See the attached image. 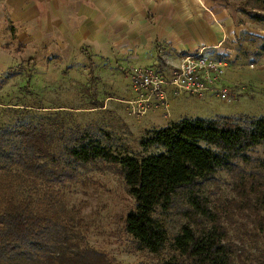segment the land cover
Returning <instances> with one entry per match:
<instances>
[{"label": "rangeland", "instance_id": "obj_1", "mask_svg": "<svg viewBox=\"0 0 264 264\" xmlns=\"http://www.w3.org/2000/svg\"><path fill=\"white\" fill-rule=\"evenodd\" d=\"M200 2L210 11V24L222 23L224 20L217 14L224 13L229 22L234 21L235 34L229 33L223 42L208 43L203 49L197 44L200 36L196 34L185 35L184 30L166 36L158 34L144 44L133 61L125 58L130 54L123 53L117 45L111 47L107 58L104 48L98 45L94 49L88 43L65 50L58 59H45L38 50L36 59L28 60L35 51L30 48L18 53L16 65L0 75V129L39 123L51 133L57 149L79 129L119 158L152 153L153 149L142 150L141 138L183 117L264 115V0ZM185 10L191 9L185 6ZM200 50L205 57L222 64L217 82L229 90V100L219 96L218 86L213 83L201 95L168 85L165 100L152 95L149 102L137 101L141 96L132 88V68H154L169 81L180 60ZM144 93L143 97H148L149 92ZM250 154L264 160V144L253 147ZM41 161L50 164L51 160L44 157ZM110 162L102 158L96 165L79 167L74 179L51 186L46 200L43 190L37 191V183L35 189L31 187L32 181L24 183L29 186L25 192L43 207H50L49 200L81 246L88 244L116 264H155L158 256L137 249L125 230V216L135 207V200ZM234 183L220 171L214 182H206L200 191L212 201L235 198ZM260 184L264 188L263 179ZM260 214L264 216V211ZM156 215L170 240L164 252L166 258L173 251L172 234L186 219L175 210ZM224 226L232 240L243 246L245 264H264V231L255 232L245 213L235 214Z\"/></svg>", "mask_w": 264, "mask_h": 264}, {"label": "trees", "instance_id": "obj_2", "mask_svg": "<svg viewBox=\"0 0 264 264\" xmlns=\"http://www.w3.org/2000/svg\"><path fill=\"white\" fill-rule=\"evenodd\" d=\"M260 143L264 115L183 117L141 138L142 150L152 153L119 158L79 129L58 149L39 123L0 129V264H116L88 244L81 246L53 204L34 203L24 186L32 181L35 189L37 183L46 200L51 186L102 158L111 161L135 200L125 230L137 249L158 256L155 264H245L243 246L224 223L245 213L255 232L264 231V160L250 154ZM220 171L235 180V198L212 201L200 189ZM167 210L182 214L186 223L172 234L173 251L165 258L170 240L156 213Z\"/></svg>", "mask_w": 264, "mask_h": 264}, {"label": "crops", "instance_id": "obj_3", "mask_svg": "<svg viewBox=\"0 0 264 264\" xmlns=\"http://www.w3.org/2000/svg\"><path fill=\"white\" fill-rule=\"evenodd\" d=\"M200 1L0 0V75L15 66L17 54L27 48L35 50L28 57L33 61L38 50L45 59H58L62 52L81 43L94 49L99 45L107 58L111 47L117 45L130 54L124 57L133 61L144 44L158 34L184 30L185 35L200 36L197 44L201 48L223 42L229 33L233 36L237 28L234 21L220 13L217 17L224 21L210 24V11Z\"/></svg>", "mask_w": 264, "mask_h": 264}, {"label": "built area", "instance_id": "obj_4", "mask_svg": "<svg viewBox=\"0 0 264 264\" xmlns=\"http://www.w3.org/2000/svg\"><path fill=\"white\" fill-rule=\"evenodd\" d=\"M176 67L174 77L169 81L162 79L154 68H132V88L141 96L137 101L149 102L152 95L165 100V87L168 85L175 90L201 95L213 83L218 86L219 96L224 100H229V90L217 82L221 78L222 64L205 57L202 50L184 56ZM144 91L149 92L146 98L143 97Z\"/></svg>", "mask_w": 264, "mask_h": 264}]
</instances>
